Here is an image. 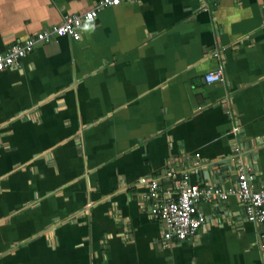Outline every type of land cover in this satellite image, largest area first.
<instances>
[{"label":"crops","instance_id":"obj_1","mask_svg":"<svg viewBox=\"0 0 264 264\" xmlns=\"http://www.w3.org/2000/svg\"><path fill=\"white\" fill-rule=\"evenodd\" d=\"M99 1L0 0V51ZM80 32L0 73V264H264L236 196L162 243L137 184L197 158L193 182L264 185V0H131Z\"/></svg>","mask_w":264,"mask_h":264},{"label":"built area","instance_id":"obj_2","mask_svg":"<svg viewBox=\"0 0 264 264\" xmlns=\"http://www.w3.org/2000/svg\"><path fill=\"white\" fill-rule=\"evenodd\" d=\"M129 1L131 0H100L89 11L66 15L59 24L45 27L25 40L10 43L0 51V73L18 67L19 62L39 44H48L63 37L79 41L82 26L93 24L100 10ZM204 81L219 86L226 83L220 68L205 74ZM240 131L239 124L235 123L231 132L237 135ZM238 150L234 148L235 152ZM194 162L191 172L181 171L184 160L172 159L168 162L163 180L142 177L137 181L138 186L145 189L142 203L149 220L160 226L161 242L193 239L199 230L210 225L200 204L215 200L225 202L229 196L234 195L241 205L244 219L258 227L257 245L264 260V185H257L254 172L240 164L237 166L234 186L223 188L210 183L193 182L190 175L198 174L196 165L199 159L196 158ZM177 168L180 170L177 171Z\"/></svg>","mask_w":264,"mask_h":264}]
</instances>
